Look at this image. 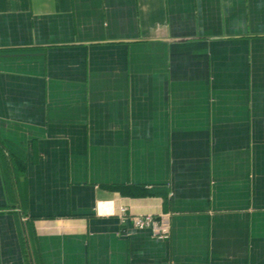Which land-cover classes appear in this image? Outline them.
Returning a JSON list of instances; mask_svg holds the SVG:
<instances>
[{"label": "crops", "instance_id": "crops-1", "mask_svg": "<svg viewBox=\"0 0 264 264\" xmlns=\"http://www.w3.org/2000/svg\"><path fill=\"white\" fill-rule=\"evenodd\" d=\"M0 264H264V0H0Z\"/></svg>", "mask_w": 264, "mask_h": 264}, {"label": "built area", "instance_id": "built-area-1", "mask_svg": "<svg viewBox=\"0 0 264 264\" xmlns=\"http://www.w3.org/2000/svg\"><path fill=\"white\" fill-rule=\"evenodd\" d=\"M97 213L117 216L122 224L129 223L130 230H148L157 239H168L171 235V226L167 216L163 214H135L126 205H121L118 212L110 206V202L102 201L97 205ZM130 230H126L130 231Z\"/></svg>", "mask_w": 264, "mask_h": 264}, {"label": "rangeland", "instance_id": "rangeland-1", "mask_svg": "<svg viewBox=\"0 0 264 264\" xmlns=\"http://www.w3.org/2000/svg\"><path fill=\"white\" fill-rule=\"evenodd\" d=\"M3 146V145H2ZM101 215H104V216H115V215H109V214H106V213H104V214H101ZM118 218V217H117ZM119 219V218H118ZM120 220V219H119ZM121 222V221H120ZM171 236V235H170Z\"/></svg>", "mask_w": 264, "mask_h": 264}]
</instances>
